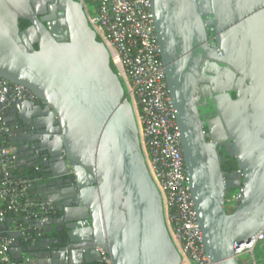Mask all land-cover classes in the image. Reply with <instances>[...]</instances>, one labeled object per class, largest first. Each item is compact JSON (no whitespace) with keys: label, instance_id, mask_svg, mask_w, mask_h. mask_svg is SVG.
Returning a JSON list of instances; mask_svg holds the SVG:
<instances>
[{"label":"water","instance_id":"95a60500","mask_svg":"<svg viewBox=\"0 0 264 264\" xmlns=\"http://www.w3.org/2000/svg\"><path fill=\"white\" fill-rule=\"evenodd\" d=\"M44 1L55 2L62 34L36 0H0V79L39 100L0 95V114L20 174L34 181L30 198L56 214L23 221L33 242L11 216L0 218V235L13 239L19 264H101L99 249L111 264H179L107 49L82 2ZM151 6L204 252L210 264H240L235 249L264 228V0ZM20 21L29 26L20 30ZM203 85L209 121L198 112ZM222 151L237 173L223 174ZM238 188L228 212L226 192Z\"/></svg>","mask_w":264,"mask_h":264},{"label":"built area","instance_id":"2783aa9c","mask_svg":"<svg viewBox=\"0 0 264 264\" xmlns=\"http://www.w3.org/2000/svg\"><path fill=\"white\" fill-rule=\"evenodd\" d=\"M94 1L93 10L84 6V13L98 41L107 49L110 65L132 107L140 149L160 195L164 222L180 255L179 264H210L189 189L180 133L160 59L151 0ZM0 95L12 100L39 102L28 89L3 79H0ZM10 130L0 114V218L13 217V228L25 241L33 242L27 232L30 226H24L23 221L54 216L56 211L50 204L30 198L34 181L20 174L16 149L2 138ZM240 198V188L233 193L226 192V210L231 212ZM12 243V238L0 235V264H19L12 258ZM260 243H264V228L235 249L236 257L252 252ZM99 253L101 264H111L103 250L99 249Z\"/></svg>","mask_w":264,"mask_h":264},{"label":"flooded vegetation","instance_id":"af4514ba","mask_svg":"<svg viewBox=\"0 0 264 264\" xmlns=\"http://www.w3.org/2000/svg\"><path fill=\"white\" fill-rule=\"evenodd\" d=\"M79 2H82L83 8L84 6H88V0H76ZM55 2H48V1H44V0H36V9L38 12L40 13H44L47 16H52L53 14L55 15V17L52 18V20L50 21V23H53V25H51L52 31L53 33H59L62 34L64 32V29L60 28L57 26L56 24V20L58 18V11H55L54 13L51 12L50 7L54 5ZM212 35L210 34V37ZM202 87V91H200L199 93V106H198V112L200 115V118L203 121H209L212 118H214L215 116V110L213 107V104L211 102V96H210V91L207 87V85H203ZM220 157H221V163L226 162V161H230L233 160L234 158L230 157L226 152L222 151L220 153ZM229 212V211H228Z\"/></svg>","mask_w":264,"mask_h":264},{"label":"rangeland","instance_id":"374dc122","mask_svg":"<svg viewBox=\"0 0 264 264\" xmlns=\"http://www.w3.org/2000/svg\"><path fill=\"white\" fill-rule=\"evenodd\" d=\"M90 11L93 10V7H89ZM264 243L258 244L252 252L244 253L237 257L240 264H258L264 260Z\"/></svg>","mask_w":264,"mask_h":264},{"label":"trees","instance_id":"16d2710c","mask_svg":"<svg viewBox=\"0 0 264 264\" xmlns=\"http://www.w3.org/2000/svg\"><path fill=\"white\" fill-rule=\"evenodd\" d=\"M87 2L89 4L88 7H95L96 6V2L94 0H88ZM28 26H29V23L26 22V21H20L19 22L20 30H23V29L27 28ZM210 34L212 35V33H210ZM35 48H36V46H35ZM113 71L115 72L114 69H113ZM232 96L234 97V95H232ZM221 168H222L223 173H225V174H229V173H232V172L237 170L236 163H235L234 159L230 160V161L228 160L226 162L221 163ZM233 192H235V189H230L228 191V193H233ZM21 223H22V221H21ZM258 264H264V260L259 262Z\"/></svg>","mask_w":264,"mask_h":264},{"label":"crops","instance_id":"0c3cea01","mask_svg":"<svg viewBox=\"0 0 264 264\" xmlns=\"http://www.w3.org/2000/svg\"><path fill=\"white\" fill-rule=\"evenodd\" d=\"M264 245V244H263Z\"/></svg>","mask_w":264,"mask_h":264}]
</instances>
